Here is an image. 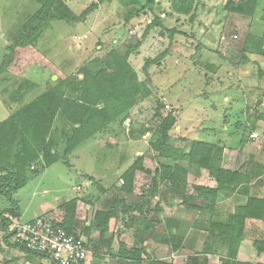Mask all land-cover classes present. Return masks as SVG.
<instances>
[{"label": "rangeland", "instance_id": "374dc122", "mask_svg": "<svg viewBox=\"0 0 264 264\" xmlns=\"http://www.w3.org/2000/svg\"><path fill=\"white\" fill-rule=\"evenodd\" d=\"M226 1L198 0L194 21H190L186 16L171 15L169 0H158L152 11L146 9L143 15H131L129 18L130 6L118 0L99 3L85 17L83 12L98 0H67L71 19L52 20L36 43L16 49L7 70L0 75V122L19 107L16 104L19 99L23 103L30 102L44 92L51 84V78L65 83L64 87L68 90L67 84L72 79L83 77L79 72L83 65L92 73L100 69L101 56L111 45H123L134 38H141L156 17H160L163 25L150 28L141 47L129 58L139 79L146 82L153 93L132 110L130 121H125L131 123L132 120L133 132H127L129 124L116 121L111 123L108 133L106 131L103 136L76 146L65 156L63 151L71 129L64 119L57 117L50 138L53 149L58 151L59 160L47 166L39 162L32 164L31 170L39 173L14 194L21 209V216L15 221L49 215L62 222L65 216L62 204L76 197L79 198L76 214L80 224L77 225V232L87 243L88 235L83 227L92 226L96 211L108 209L113 198L118 197V188L123 184L119 176L125 172L124 169L141 154L145 155V166L152 171L160 163L149 147L152 131L142 133L147 123L156 122L153 114L157 99L177 117L176 128L170 133L175 142L184 137L187 146L193 140L221 143L222 152L217 148L215 157L226 154L225 166L233 167V159L229 157L234 156L232 150L238 149L240 133L245 130L246 136L251 138L249 150H254L251 152L264 159V120L257 119L258 114H264V74H260L264 71V56L259 55L263 47L259 48L257 44L262 41L264 45V0H259L255 17L244 24L236 20V28L232 19H225L227 15L223 6ZM39 8L40 0H0V61L15 34ZM172 28H176L178 33L171 37L169 29ZM248 34L250 41L246 50L249 52L242 55L240 50ZM85 35L87 37L83 38ZM80 36L82 40H79ZM99 44L103 47L101 51ZM159 56L149 65L147 74L144 70L146 60ZM210 65L214 67L209 68ZM245 126H248L247 129ZM254 134H258V138H254ZM98 142L104 145L105 151L102 148L98 152ZM238 153L240 157L247 154ZM120 154L125 157L119 163ZM222 161L221 157V161L215 160V164L219 165ZM195 175L192 170L190 181H197ZM135 182V190H148V197L154 190L152 177L145 172L135 177ZM253 190L263 194L264 179L254 183ZM100 196L109 198V203L99 201ZM127 198L126 201L135 206L139 195L134 193ZM218 200L223 201L218 209L221 211L222 208L221 213H224L227 211L225 202L229 199L219 196ZM4 206H9L8 201L0 196V207ZM168 213L178 215V220L174 221L179 227L173 230L185 237L189 244L179 253L171 249L167 238L169 231L165 233L162 224L154 225L158 226V244L150 239L142 245L145 230L138 235L132 228L125 229L122 226L126 223L124 218H130V214L124 215V206L120 205L118 214L111 218L104 235L107 240H112L109 244L108 241H99L100 231H91L96 239L93 238L91 245L87 243L90 254L86 264H116L112 254L118 252L119 235L127 248L141 244L153 257L173 264L188 263L189 257L202 253L207 242L211 245V259L204 262L202 256L198 258L204 264H221V257L228 253L227 244L202 219L207 212L180 207V210L169 209ZM166 214L165 211V214L159 213L155 217L163 222ZM1 239L0 231V242ZM263 239L264 226L246 224L238 260L264 264V251L259 253L254 246L251 247L254 241ZM26 256L25 252L20 253L14 247L3 245L0 264L17 257L21 261H12L11 264H31L25 260Z\"/></svg>", "mask_w": 264, "mask_h": 264}, {"label": "trees", "instance_id": "16d2710c", "mask_svg": "<svg viewBox=\"0 0 264 264\" xmlns=\"http://www.w3.org/2000/svg\"><path fill=\"white\" fill-rule=\"evenodd\" d=\"M104 1L98 0V3L91 4L82 16L85 17L90 14L98 7L99 3ZM118 1L130 6L128 18L141 16L146 13V9L152 11L153 7L158 4V0ZM169 2L171 15L186 16L189 17L190 21H194L198 0H169ZM258 4L259 0H227L223 6L227 15L225 19H232L234 28H236V20H239L240 24H244L255 17ZM70 14L67 0H40V8L27 20L15 34L12 43L7 46L3 59L0 61V75L7 70L17 48L36 43L49 22L52 20H69L71 19ZM161 22L160 17H156L148 25L144 36L141 38H131L132 40L123 45H111L102 54L101 67L95 73L83 65L79 70L83 77L72 79L67 84L68 90L64 87L65 83L51 78V84L44 92L30 102L23 103L19 99L16 102L19 104L18 110L10 111V115L0 122V196H3L9 204V206L0 207V231L2 234L0 249L6 245L25 252L27 255L25 258L31 264H56L50 259L48 253L32 250L15 239V233L10 228L20 221H15V218L21 216V209L18 200L14 198V194L24 187L31 180V177L39 173L36 170H31L33 163L39 162L47 166L59 160L58 151L53 149V141L50 138L51 128L57 117L64 119L65 124L71 129L63 151L65 156L73 152L76 146L93 138L97 139L103 136L106 131L108 133L111 123L120 121L123 124L127 120L130 121L132 110L153 93L148 84L139 79L129 58L141 47L150 28L163 26ZM169 32L172 37L178 33V30L172 28L169 29ZM249 34L243 41L240 50L242 55L249 52L246 50L250 41L248 40ZM235 36L237 35L235 34ZM257 44L259 48L263 47L259 55L264 56L262 41ZM99 46H101L99 49L101 51L103 47L101 44ZM161 56L146 60L144 70L147 74L149 65ZM213 67V65L209 66V68ZM260 74H264V71L262 70ZM19 101L21 102L19 103ZM257 116V119L264 120V114L260 113ZM153 118L156 122L147 123L142 133L144 135L152 131L149 147L154 151L160 163L152 171L144 164L145 155H138L121 175L123 184L119 186V191L132 194L136 172H145L152 177L154 194L159 193L162 186L161 191L169 193L172 198L181 199L186 210L207 212L205 216L209 215L208 221L202 219L208 222L211 228L217 231V235L222 238V242L227 244L228 253L221 257V264H254L253 262L238 260L237 256L245 234L247 220L264 221V196L253 190L254 183L264 177V159H261V162L256 161L254 155L251 154V157L241 167L234 169L221 167L215 164V160L221 157V155L215 157L217 148L222 152L221 143L193 140L191 145L187 146L184 137L176 142L172 139L170 133L176 128L177 117L173 112L166 110L160 99L156 100ZM126 122V125L129 124L127 132H133L132 120L131 123ZM247 127L245 126L246 129ZM245 132L243 130L240 133L239 149L251 141ZM178 142L184 143L178 145ZM192 170L196 172V177L202 175L205 179H212L215 182L214 185L190 181L189 175ZM219 196L227 199L239 196L240 198L245 197V200H238L232 211L221 213L216 207ZM164 199L163 201H166L165 197ZM78 200L79 198L75 197L64 202L61 206L65 209L61 226L69 233H77L76 227L80 225L76 214ZM122 203L125 206L124 213H129L131 216V223L139 218L135 212L143 213L147 204L146 201L143 203L140 201L134 206V204L126 203L119 197L113 198L112 205L108 209L96 211L92 226L83 227L85 234L88 235V244L91 245L94 242L90 236L92 230L100 231V242L108 241L109 244L112 241L107 240L104 235L109 229L111 218L118 214L119 206ZM162 211L163 207L159 200L153 210L148 209L146 213L157 215ZM156 218L158 217L153 219L159 223L160 220ZM174 219L168 218L169 221L165 226L169 231L167 238L171 243V249L175 253H179L185 247V242L187 245L188 242L187 239L173 230L179 227ZM139 221L145 222L144 227L149 228L148 224L151 220L148 215L147 217H140ZM118 238L120 244L118 252L115 253L114 251L112 254V257L116 258V264H173L165 259L153 257L143 246L127 248L124 239L120 235ZM87 243L85 242V245L89 248ZM253 246L259 253L263 252L264 239L254 241ZM210 247L211 245L206 242L202 253L189 257L190 260L186 264H204L198 256L209 253ZM16 260L18 259L12 258L1 264H11L12 261Z\"/></svg>", "mask_w": 264, "mask_h": 264}, {"label": "crops", "instance_id": "0c3cea01", "mask_svg": "<svg viewBox=\"0 0 264 264\" xmlns=\"http://www.w3.org/2000/svg\"><path fill=\"white\" fill-rule=\"evenodd\" d=\"M14 110V109H13ZM103 142L102 143H104V139L102 140ZM100 142V141H99ZM98 142V147H99V149H98V152H100V149H104V145L103 144H101L100 145V143ZM254 144V142H252V145ZM249 147H250V141H248L244 146H243V148L242 149H236V150H232V151H234V156L233 157H229V159H233V167H229V166H225V163H226V157H228V156H226V154H223L224 156H221L222 157V162L219 164V166H221V167H225V168H230V169H234V168H237V167H241V165L245 162V161H247L250 157H251V154H253L254 155V160H256V161H260L261 159L259 158V156L255 153V152H251V151H254V150H249ZM102 149V150H103ZM222 149V148H221ZM234 149V148H233ZM106 149H104V151H105ZM224 150H225V153H227V150L225 149V147H224ZM238 152H244V154H246V156L245 157H243V156H241L240 157V154L238 153ZM139 154V153H138ZM233 155V154H232ZM138 156V155H137ZM125 157V155L123 156V154H120V160H119V163H120V161H122V159ZM132 157V156H131ZM221 157H219V159H217V161H221ZM228 160V159H227ZM238 162H240V163H238ZM261 162V161H260ZM130 166V165H129ZM128 166V167H129ZM119 172H120V169L118 170ZM124 171H125V169H124ZM141 173H143V172H141V171H137L136 172V174H135V177H138V176H140V174ZM121 174V173H120ZM119 181H122V179H121V176H119ZM262 179H264V177H262ZM191 180V179H190ZM196 180L197 181H195V182H197V183H200V184H204V185H211V186H213L214 185V181L212 180V179H205V177L204 176H202V175H200V176H197L196 177ZM123 182V181H122ZM121 185H122V183H121ZM262 188H263V186H262ZM136 189V182L134 181V190H133V193L132 194H137V195H139V199H138V202H136V203H138L139 204V202L141 201V203H143L144 201H146L147 202V204H146V207H145V209L146 210H148V209H150V210H153V208H154V206H155V204L160 200L161 201V205H162V207H163V211L161 212V213H164L165 214V211H166V215H165V218H162L163 219V222H159V223H157L156 222V220L155 219H153V218H155V214L153 213V215H152V213H150V214H148V213H146V210L143 212V213H141V212H138L137 213V215L136 216H139V218L138 219H135V221H133L132 223L130 222V220H131V216H130V218H128V217H126V218H124L125 219V222L126 223H123V225L122 226H125V229H128V228H132V230H135L136 231V233L139 235V234H141L142 233V230L144 229L145 230V236L141 239V242H144L142 245H144L148 240H153L154 242H155V244L157 243L158 244V236H157V230H158V226H154V225H158V224H162L163 226H164V228H163V231L165 232V233H167L168 232V229L166 228V224L168 223L167 221H169L168 220V218H172V219H174V218H177L178 217V215H176V214H169L168 213V211H169V209H174V210H180V207H184V205H183V203H182V201H181V199H177V198H172V197H170V194L168 193H165V192H163V191H161V190H159V193H155L154 194V192H153V190H151V194H150V196L148 197L147 195H148V190H141V192H139L138 190H135ZM106 190H108V189H106ZM263 190V189H262ZM257 191H260V190H257ZM73 193V192H72ZM108 194H109V192H107ZM105 194V193H104ZM118 195V197H119V199H123L126 203H130V204H133L132 202H127L126 200L128 199L127 198V195H132V194H128V193H125V192H122V191H119V193H117ZM263 194H264V191H263ZM262 194V195H263ZM264 196V195H263ZM155 197H157V198H155ZM164 197L166 198V201H163V200H165L164 199ZM223 197V196H222ZM161 198H163V199H161ZM225 198V197H224ZM108 199L109 198H104L103 196H100V198H99V201H103V200H105L106 202H107V204L109 203L108 202ZM227 199V198H226ZM229 199V198H228ZM170 200V201H169ZM222 200H224V199H222ZM238 200H241V201H243V200H245V197L244 198H240L239 196H234V197H232V198H230L229 199V201H226L225 202V204H227L226 205V209H227V211H225V212H229V211H232L233 209H234V206L236 205V203H237V201ZM222 202L223 201H217L216 202V207L217 208H219L220 206H221V204H222ZM101 204V203H100ZM121 205H123L124 206V204L122 203ZM181 205V206H180ZM223 205V204H222ZM103 208H105V207H103ZM102 208V209H103ZM100 209V208H99ZM124 209H125V206H124ZM221 209V211L220 212H222L223 210H222V208H220ZM101 210V209H100ZM121 210H123V208H121ZM155 211V210H154ZM160 213V214H161ZM124 215H126V216H128L127 215V213H124ZM147 215H148V218L151 220L150 222H149V224H148V229L147 228H145L144 227V224H145V222H141V221H139L140 220V217H147ZM157 215H159V214H157ZM39 216V215H38ZM151 216H152V218H151ZM37 217V216H36ZM34 218V217H33ZM206 221H208V219H209V215H206V217L204 218ZM174 220H178V218L177 219H174ZM138 221V222H137ZM157 223V224H156ZM256 224V226H264V221H262V220H256V219H248L247 220V222H246V224L248 225V224ZM87 224L89 225V223L87 222ZM111 224V223H110ZM147 224V223H146ZM77 229H78V227H76V231H77ZM95 232V231H94ZM164 233V234H165ZM91 234V237L92 238H95L93 235L95 234V233H90ZM185 238V237H184ZM96 239V238H95ZM186 239V238H185ZM160 244V243H159ZM189 245V244H188ZM188 245L186 244V242H185V247H188ZM135 246H137V245H135ZM139 246H141V244L139 245ZM251 247H253V245L251 246ZM16 251H18L17 249H16ZM20 253H22L21 251H19ZM217 252L219 253V252H221V248L220 249H218L217 250ZM200 256H202L203 257V260H204V262H209V259H211V255L209 254V253H207V254H203V255H200ZM213 257V256H212ZM17 259H18V262L19 261H21V258H18L17 257ZM20 259V260H19ZM22 259H24V258H22ZM25 260L26 261H28L26 258H25Z\"/></svg>", "mask_w": 264, "mask_h": 264}, {"label": "built area", "instance_id": "2783aa9c", "mask_svg": "<svg viewBox=\"0 0 264 264\" xmlns=\"http://www.w3.org/2000/svg\"><path fill=\"white\" fill-rule=\"evenodd\" d=\"M85 35L83 38H86ZM82 40V37H79ZM258 138V134H254ZM15 239L28 248L48 253L56 264H86L90 250L77 232L69 233L55 217L41 215L33 221H18L11 228Z\"/></svg>", "mask_w": 264, "mask_h": 264}]
</instances>
